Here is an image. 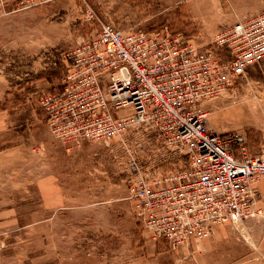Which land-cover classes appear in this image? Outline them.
I'll return each instance as SVG.
<instances>
[{"label": "rangeland", "instance_id": "obj_1", "mask_svg": "<svg viewBox=\"0 0 264 264\" xmlns=\"http://www.w3.org/2000/svg\"><path fill=\"white\" fill-rule=\"evenodd\" d=\"M4 1L0 152L9 155L0 158V264H197L187 251L148 239L126 193L130 163L166 174L182 169L186 156L144 123L111 140L55 139L40 97L59 91L65 53L90 37L84 4L118 29L166 26L227 60L228 49L214 45V36L263 13L264 0ZM203 106L209 128L220 135L238 132L247 154H264V59ZM232 150L238 156L236 145ZM39 178L52 186L46 196ZM250 221L264 224L255 218L226 225L240 229Z\"/></svg>", "mask_w": 264, "mask_h": 264}, {"label": "built area", "instance_id": "obj_2", "mask_svg": "<svg viewBox=\"0 0 264 264\" xmlns=\"http://www.w3.org/2000/svg\"><path fill=\"white\" fill-rule=\"evenodd\" d=\"M4 4L0 0V11ZM81 13L93 28L90 37L65 53L59 91L39 101L51 136L104 141L144 123L186 156L182 169L166 174L130 163L127 199L151 241L179 249L216 226L263 218L256 182L264 177V154H247L238 132L209 128L203 103L264 59V12L214 36V45L228 49L227 60L166 26L121 30L87 4Z\"/></svg>", "mask_w": 264, "mask_h": 264}, {"label": "crops", "instance_id": "obj_3", "mask_svg": "<svg viewBox=\"0 0 264 264\" xmlns=\"http://www.w3.org/2000/svg\"><path fill=\"white\" fill-rule=\"evenodd\" d=\"M5 128V121L0 116V132ZM6 155L9 153L0 152V158ZM40 178L37 185L46 196L52 186L47 183L42 185ZM256 187L259 192L257 206L264 214V177L256 182ZM254 225L250 221L240 229L226 224L216 226L212 235L183 246L181 250L190 253L197 264H264V224L261 228L253 227ZM241 237L247 238L248 242ZM195 244L197 245L194 246Z\"/></svg>", "mask_w": 264, "mask_h": 264}]
</instances>
